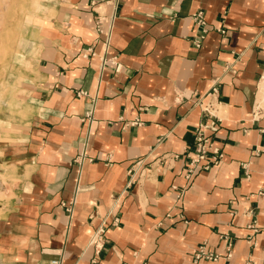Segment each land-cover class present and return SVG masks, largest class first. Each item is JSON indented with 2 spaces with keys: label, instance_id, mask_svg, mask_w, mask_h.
<instances>
[{
  "label": "crops",
  "instance_id": "crops-1",
  "mask_svg": "<svg viewBox=\"0 0 264 264\" xmlns=\"http://www.w3.org/2000/svg\"><path fill=\"white\" fill-rule=\"evenodd\" d=\"M33 15L1 73L0 264H264V0ZM215 83L224 156L187 179ZM203 243L220 257L196 262Z\"/></svg>",
  "mask_w": 264,
  "mask_h": 264
},
{
  "label": "built area",
  "instance_id": "built-area-1",
  "mask_svg": "<svg viewBox=\"0 0 264 264\" xmlns=\"http://www.w3.org/2000/svg\"><path fill=\"white\" fill-rule=\"evenodd\" d=\"M101 21L102 19L98 18V24H101ZM98 29L100 32H102V28L100 26H98ZM217 92L218 83H215L211 91L207 93V97H209L207 101L205 103H201V110L202 114L205 116V119L201 120L194 129L193 147L191 150L186 151L185 155H183L187 160L185 172V177L187 179H192L195 173L200 169L207 170L213 166L218 165L224 156L223 150L215 145L211 136L208 135V130L211 129L216 124V122L220 120L216 114V103L212 101V98L215 97ZM174 156L179 157L178 154ZM243 166L246 170V174H248L249 170L247 169V164H243ZM103 231L104 229L102 228L99 232L102 233ZM97 236L98 234H96L95 237ZM223 237L226 239L225 256L229 258L232 255L233 241L227 234H223ZM101 240L102 239L100 238V236H98L93 240V242L96 244V246H98ZM219 257L220 255H218L217 253L209 251L204 243L197 247L194 254V260L196 262L200 259L215 261ZM249 263H251L250 259L248 260V264ZM51 264H60V261L52 260Z\"/></svg>",
  "mask_w": 264,
  "mask_h": 264
},
{
  "label": "rangeland",
  "instance_id": "rangeland-1",
  "mask_svg": "<svg viewBox=\"0 0 264 264\" xmlns=\"http://www.w3.org/2000/svg\"><path fill=\"white\" fill-rule=\"evenodd\" d=\"M41 4L42 0H0V85L5 62L15 51L14 45L20 35L19 29L25 31L28 23H33V13L40 9ZM3 131L8 133L10 129L5 126ZM2 167L5 170L6 167ZM2 179H8V176L2 175Z\"/></svg>",
  "mask_w": 264,
  "mask_h": 264
},
{
  "label": "bare ground",
  "instance_id": "bare-ground-1",
  "mask_svg": "<svg viewBox=\"0 0 264 264\" xmlns=\"http://www.w3.org/2000/svg\"><path fill=\"white\" fill-rule=\"evenodd\" d=\"M259 99L264 101V80L262 81V84H261V89H260V92H259Z\"/></svg>",
  "mask_w": 264,
  "mask_h": 264
}]
</instances>
